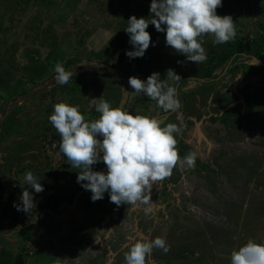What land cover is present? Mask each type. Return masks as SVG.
Returning a JSON list of instances; mask_svg holds the SVG:
<instances>
[{"label": "rangeland", "instance_id": "374dc122", "mask_svg": "<svg viewBox=\"0 0 264 264\" xmlns=\"http://www.w3.org/2000/svg\"><path fill=\"white\" fill-rule=\"evenodd\" d=\"M150 4L151 0H0V88L4 89L0 90V178H2L0 182L6 183V186H2L3 188L6 187L3 189L4 191L0 189V218L2 220L6 218L8 222L15 224V218L19 213L15 207L18 186L16 184L11 185V179L14 177L11 169L13 163L20 162L19 164L15 163L14 166L21 167L24 171L25 168L32 167L36 172L45 175L50 171L51 162L60 163V158L64 156L63 153L58 154L59 134L48 119V116L53 112V105L56 100L61 101L64 96H67L64 89L65 84L60 85L56 81L55 65L61 63L65 69H73L75 75L79 72L78 68L85 67L86 70L94 71L101 66L102 69L121 80L120 87L125 91L123 96L125 97L126 94L129 96L130 91L127 92L128 80L122 79L129 78V75L134 71L129 65H125L124 68L126 69L121 70L119 67L123 62L120 64L116 61L121 54L126 59H130L126 63L130 64L133 58L127 56L126 51L132 49L133 46L129 43L130 37L120 39L121 35L126 36L124 34L125 29L122 28L119 33L116 26L121 28L119 26L121 15L128 24L130 16L138 17L141 14V8H148L150 11ZM120 8L124 9L123 14L129 11L128 16L121 14ZM225 15H230L236 25L234 40L243 39L253 43L256 36L264 35V0H247L244 8L228 10ZM213 39L211 35L204 37L202 46L206 50L207 59L200 64L187 60L184 54L177 53L166 45L165 36L159 41L151 39L150 46L141 59L147 61V66L151 67L152 73L158 72L160 74L159 69H161L160 77L166 80L168 69L174 70L175 73H181L192 69L194 65L211 67L216 60L213 59L210 62L213 54L212 49L215 50L214 56L224 51V45L213 43ZM251 56L262 60L254 54L234 52L222 62L217 63L212 74V77H216L215 80L217 81L205 92L197 95L190 93L192 91L198 93L194 89L198 84L196 80L187 83L182 88L186 91V96L181 99L180 112L177 113L179 120L183 119L182 107L186 105L188 110L192 105L191 97L196 99L195 106L198 108L191 111L194 122L193 124L190 123L191 130L185 140L187 144H192L195 147L198 157L205 161L214 154L211 145L212 138L216 141V149L221 150L219 155L225 156L229 160H235L237 157L240 159L244 156V151L264 140V95L255 96L254 102L247 106V99H244L242 94L244 89L249 90V92L252 91V94L245 93L251 98L257 88H261L260 92L264 93V84L259 86L258 84L261 83H252V81L258 82L264 72L257 74L258 76L247 74L249 67L263 66V64L254 62ZM105 60H110L108 65H103ZM242 60L244 61L242 62ZM226 63H228L227 66H225ZM232 64L239 67L230 73L228 68ZM242 64L247 67L242 68ZM243 71H245L244 75ZM70 94L71 92L68 95L70 96ZM239 97L244 99L245 103L241 116H244L246 124L250 123L253 127L247 130L235 128L227 136L223 132L222 135L216 129V134L213 136L210 123L213 110L217 117L223 112L226 120L231 117L234 119L237 111L232 109L234 107L236 109L237 107L242 108L241 103H233L240 101ZM129 98L131 101L133 100V97ZM142 100L146 104V98L141 97L138 100L139 105ZM77 103L82 106L81 101ZM227 105L231 106L227 107ZM259 110H261V115L258 113ZM138 111L142 110L139 108ZM148 112L149 109L146 113L140 112L139 114L147 115ZM88 114L85 115L86 119L89 117ZM89 115L91 117L93 114ZM258 123L262 124L257 125ZM224 135L225 139L228 140L227 143H223L222 136ZM53 142L56 143L55 148ZM259 146L262 147L261 155L264 158V145ZM101 164L100 168L98 164L97 168L99 169L97 171H106V165L102 161ZM182 170L184 171L182 174L194 173L192 172L194 171L193 168ZM177 172L172 175L173 178ZM238 172L234 168L229 169L227 175L232 179H229L228 187H235V180L239 178ZM197 174L204 175L205 172ZM50 178L55 179L57 175L42 180L45 184H42L44 190L37 193L42 200H45L44 203L53 200L49 184L46 181L49 182ZM243 179L244 185L247 180H250L248 176ZM167 181L166 179L163 180L162 185L163 182L167 183ZM176 183L177 181L174 184ZM250 183L247 182L248 185ZM192 185L193 182L188 188L192 194L190 196L192 202H198L199 205L202 201L203 205L206 200L210 201V197L206 195L207 191L198 188V185L205 186V183H198L194 187ZM209 185L210 182L207 186ZM253 186L264 197V171ZM80 188L83 187L80 186L77 190ZM84 191L89 192L87 194L89 197L87 196L80 202L81 205L84 203L88 205L86 209L83 208L84 215L87 212L91 213L90 207L96 208L97 203L106 201V192L103 199L95 202L91 200L90 190L85 189ZM161 192H164L163 189H160L158 196L161 197V203L165 202L167 206L172 207L173 203L180 200V196L174 193L176 192L175 187H172L171 195L161 196ZM46 206L44 205L42 208L46 209ZM57 207L52 205L49 208L55 211ZM52 216L50 220H55ZM84 217L82 220L86 221L88 218ZM88 223L87 221L86 224ZM250 226L244 222L245 239L251 238L254 234L253 228ZM198 234H201L200 228H198ZM183 239H188V237H183ZM200 245L202 248L205 246L203 243ZM31 249L32 247L17 252L23 256V264H28L29 257L33 254ZM204 252L202 251L200 255L205 256L206 252ZM29 253L31 254L29 255ZM27 255L29 256L27 257ZM207 259L201 257V259L192 261L203 264L204 260Z\"/></svg>", "mask_w": 264, "mask_h": 264}, {"label": "crops", "instance_id": "0c3cea01", "mask_svg": "<svg viewBox=\"0 0 264 264\" xmlns=\"http://www.w3.org/2000/svg\"><path fill=\"white\" fill-rule=\"evenodd\" d=\"M252 83H261L258 85L263 86L264 75L258 82ZM239 98L240 101L233 103H241L242 108L237 110L234 119L231 117L226 120L223 112L217 117L213 110V115L210 116L213 136L216 129L227 136L235 128L247 130L253 127L250 123L246 124L244 116H241L245 103L244 99ZM258 113L261 115V110ZM218 119L220 121H217ZM225 135L222 136L223 143L228 141ZM215 143V139L212 138L214 153L212 157L206 161L199 159L201 163L205 162L207 165L206 170L182 174L184 171L179 168L174 178L172 176L166 178L167 183L163 182L162 185L161 181L153 185L151 201L155 205L152 213L147 216L144 205L112 204L107 191L106 201L97 203L96 208L90 207L91 213L87 212L84 215L83 208L86 209L88 205L87 203L81 205L80 202L86 199L89 192L84 191V188L77 190L81 186L76 179L79 169L72 168L67 158L62 155L60 163L51 162L50 171L45 175L36 172L32 167L25 168L24 171L21 167L14 166L20 162L13 163L11 169L14 177L11 179V185L18 186L16 205L22 206L21 195L26 188L33 194L35 206L32 212L27 214L16 208L19 213L15 218V224L8 222L6 218L3 220L0 218V264H11L18 251L30 247L33 254L29 253L28 264H63L64 261H68V264H125L124 253L128 251L131 243L136 239L157 235L166 237L170 251L164 254L162 250L154 248L151 259L155 260L156 264H197L192 260L201 257L208 258L203 264H231V252L238 250L249 239L244 238V222L253 228L252 239L257 242L264 241V197L253 186L264 171L262 147L259 146L264 145V140L244 151V156L240 159L237 157L236 161L219 155L221 150L216 149ZM98 164L100 168L101 161L92 166L94 171L99 169ZM230 168L239 171L235 187L230 185L232 188L227 186L229 179H232L227 175ZM28 172L40 174L41 184H44L42 180L47 177L57 175L55 179L50 178L49 182L46 180L53 196L52 201L44 203L45 200H42L30 185L23 183ZM200 172L205 174H197ZM246 176L250 178L247 180L251 182L250 185L247 182L244 185L243 178ZM191 182L193 187L198 183H205V186L198 185V188L207 191L206 195L210 197V201L206 200L203 205L202 201L199 205L198 202H192L190 199L192 194L188 189ZM2 186H6V183L0 182V189L6 188ZM172 187L176 188L174 193L180 196V200L175 197L178 202L173 203L171 207L165 202L161 203L158 193L163 189L161 196L171 195ZM57 199L61 204L55 211L51 210L49 207L54 205ZM170 201L172 202V199ZM44 205H47L46 209L42 208ZM51 215L55 220H50ZM84 216L88 218L86 221L82 220ZM198 228L201 234H198ZM183 237L188 239L184 240ZM201 243L205 245L203 248ZM202 251L206 252L205 256L200 255Z\"/></svg>", "mask_w": 264, "mask_h": 264}, {"label": "clouds", "instance_id": "9594fccd", "mask_svg": "<svg viewBox=\"0 0 264 264\" xmlns=\"http://www.w3.org/2000/svg\"><path fill=\"white\" fill-rule=\"evenodd\" d=\"M222 0H151V19L130 16L125 31L133 50L126 51L130 58L142 57L151 43L146 30L151 23L158 32L165 33L166 45L187 60L200 64L207 59L202 46L206 35L213 36V43L224 44L236 36V25L230 15H218L216 9ZM56 81L64 85L73 79L75 71L65 69L61 63L55 65ZM179 82L180 76L167 70V79L162 80L153 72L146 80L130 76L128 83L136 93H143L164 112H176L181 108L177 88L168 81ZM99 113L98 118L86 119L78 105L61 100L53 105L48 116L51 125L59 134V153H63L72 168L79 169L77 182L90 190L91 200L103 199L109 193L112 203L133 206L144 205L145 215L152 213L155 203L151 201L153 185L170 178L175 168L195 167L197 153L190 151L181 158L177 136L183 134L184 123L163 121L144 115L132 114L123 106L113 107L103 95L90 100ZM101 137L102 139H98ZM53 147L56 143L53 142ZM102 161L106 171H94L92 166ZM24 184L35 193L42 192L40 174L26 173ZM22 206L18 211L31 213L35 201L26 188L21 195ZM164 254L170 251L166 237H144L136 239L124 253L125 264H156L151 259L153 249ZM231 264H264V241L249 238L238 250L230 254ZM63 264H68L64 261Z\"/></svg>", "mask_w": 264, "mask_h": 264}, {"label": "flooded vegetation", "instance_id": "af4514ba", "mask_svg": "<svg viewBox=\"0 0 264 264\" xmlns=\"http://www.w3.org/2000/svg\"><path fill=\"white\" fill-rule=\"evenodd\" d=\"M121 55V54H120ZM119 55V56H120ZM118 56V60L116 61L119 62L121 65L119 68H121V70H125L126 68L125 65H129L130 68L133 69V73L129 75L130 76H136L141 80H146L147 77L149 75L152 74V69H150L147 66V61L143 60L140 58H133V60H131L130 64H126L128 63V61L130 59H126L125 56H123L122 58L119 59ZM260 60V59H259ZM110 60H105L103 65H108L107 63H109ZM244 60H242L243 62ZM264 66V60H260ZM124 64V65H123ZM228 63L225 64V66H227ZM259 66V65H258ZM208 67V65H205L203 67H198L197 65L190 69L187 70L185 72H181V73H176V74H180V81L179 82H171L170 80L168 81L169 84L174 85L177 90H178V98L181 102V99H183L186 95H185V90H183L182 88L185 87L187 85V83L191 82V81H197L198 84L197 86L194 88L195 90L198 91V93H196L195 91H192L190 93H193L194 95H197L199 93L205 92L207 90V85L210 84V82H212L213 77H203L204 75H202L205 70ZM255 67V66H254ZM159 69V68H157ZM186 69V68H185ZM184 69V70H185ZM79 72L73 76V79L70 80L68 83L65 84L64 89H65V93L67 94V96H64V98H62L61 100H67L68 103L73 104V105H78L80 108V111L82 112V114L87 115L89 114H93L91 117L88 114L87 119L91 120V119H95L98 118L99 113H97L95 111V108L93 106H91L90 104V100L92 98H99L103 95L104 99H106L113 107L116 106H123L125 109H128L132 114H138V113H146V111L149 109V112L147 113V115L153 116L155 118H157L160 121H163V125H166L169 122L172 123H177L179 125L180 120L178 117V111L180 112V109L176 112H164L156 103V101L151 100L149 97L145 96L143 93H136L134 92V90L131 88V86H128L127 92L130 91V95L128 96V94H126V96L124 97L123 94L125 91L122 90L121 86V80L117 79L115 76L111 75L110 72L104 70L101 68V66L99 68H97L96 70H86L85 67L83 68H78L77 69ZM245 70V69H244ZM160 74L162 73V70L159 69ZM245 71H243V75H244ZM211 74H213V71L211 72ZM251 76H258L255 74H252ZM261 77V76H260ZM122 80H129V78H123ZM162 80H164V78L162 77ZM191 91V90H190ZM71 92L70 96L68 95ZM129 97H133V100L131 101ZM145 97L146 98V104L143 103V100L141 101L140 105L138 103V100L140 98ZM76 98V99H75ZM192 105L189 107V109H186V105H184L182 107L181 113L183 116V123L185 125L184 130H183V134L177 136V140H178V151L180 156L183 158L187 153H189L190 151H196L195 147L191 144H187L185 137L188 136V134L190 133L189 131L191 130L190 126L192 123L193 124V120L192 119V115L193 113L191 112L192 110H196L198 109L195 106L196 103V99L192 98ZM81 101L82 106L79 105V102ZM60 102L58 100H56V103ZM141 109L142 111H138V109ZM92 112V113H90ZM99 139H102L101 137H98ZM203 139V138H202ZM199 155L197 154V159H200V157H198ZM196 159V160H197ZM207 165L205 164V162L200 163V166L197 167V165H195V167L193 168L194 170H206ZM178 169L175 168L173 170V174H175L176 170ZM102 171V170H100ZM172 174V175H173ZM171 175V176H172ZM152 194V193H151ZM150 194V195H151ZM152 196V195H151ZM114 204V203H112ZM121 205V204H120Z\"/></svg>", "mask_w": 264, "mask_h": 264}, {"label": "trees", "instance_id": "16d2710c", "mask_svg": "<svg viewBox=\"0 0 264 264\" xmlns=\"http://www.w3.org/2000/svg\"><path fill=\"white\" fill-rule=\"evenodd\" d=\"M247 0H222V6L221 7H218L216 9V12L218 15H225V12L230 10V11H233V10H241L242 8H244L245 4H246ZM119 11L121 12V14L124 13V9L120 8ZM128 12H125V14L123 15H127L128 16ZM141 14L137 17V18H141V17H144L145 19H151V13L149 11L148 8L144 9V8H141L140 10ZM127 18V17H125ZM119 26H121V28L118 27V25L116 26L117 27V30L119 31V33L122 31V28L123 29H126L128 24L126 23V21L122 18V15L119 17ZM149 33H150V36H151V39H154L155 41H159L163 36H165V33L164 32H158L156 29H155V26L152 25L151 23L149 24L148 28L146 29ZM124 34L126 36H123L121 35L120 36V39L123 40V38H128L129 37V34L125 31ZM119 39V38H118ZM119 39V41H120ZM79 41H81V39H79ZM232 43H234L235 45H233ZM224 45V51L216 56H214V53H215V50L212 49L213 51V54L211 56V59H210V62L213 60V59H216L214 60L213 62V65L211 67H207L205 70V72L202 74L204 75L203 77H211L212 74L211 72L213 71V69L216 67L217 63H220L222 62L225 58L229 57L232 53L234 52H246L248 54H254L255 56L261 58L262 60H264V35L262 34V36H256L253 40V43H251L249 40H239V41H236V40H231L227 43H224L222 44ZM133 50L132 49H129V51ZM123 56L120 55L119 56V59L122 58ZM136 58H139V57H136ZM239 66L236 65V64H232L229 68H228V71H230V73L234 72V70H236ZM247 67L245 64H242V68H245ZM249 70H247V74H260L261 72H264V66H258V67H249L248 68ZM180 75V74H179ZM215 78L216 77H213L212 79V82H210V84L207 85V87H211L213 86V84L215 83ZM261 91V88H257L254 92H253V95L251 98L249 96H246L245 93H251L252 94V91L249 92V90H242V94H243V98L244 99H247L246 100V103H247V106H249L252 102H254L255 100V96H258L259 94L260 95H264L263 92H260ZM246 97H249V98H246ZM232 110L234 111H237L239 110V107H234ZM200 160L197 159L196 160V165L197 167L200 166ZM207 169V168H206ZM50 201V200H49ZM60 204V200L57 199L55 201V204L53 205L54 207L58 206ZM23 256L21 253H17L14 257V260L12 262V264H23Z\"/></svg>", "mask_w": 264, "mask_h": 264}, {"label": "water", "instance_id": "95a60500", "mask_svg": "<svg viewBox=\"0 0 264 264\" xmlns=\"http://www.w3.org/2000/svg\"><path fill=\"white\" fill-rule=\"evenodd\" d=\"M244 56H246V55H244ZM251 59H252L254 62H256V63L262 64V62H261L259 59H257L256 57H254V56H251Z\"/></svg>", "mask_w": 264, "mask_h": 264}]
</instances>
